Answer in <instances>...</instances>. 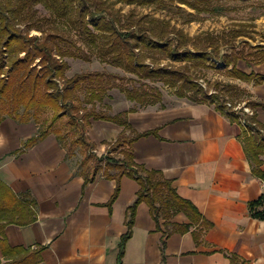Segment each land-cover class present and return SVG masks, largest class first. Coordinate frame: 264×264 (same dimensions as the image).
<instances>
[{"label": "trees", "instance_id": "1", "mask_svg": "<svg viewBox=\"0 0 264 264\" xmlns=\"http://www.w3.org/2000/svg\"><path fill=\"white\" fill-rule=\"evenodd\" d=\"M233 0H0V123L5 117L23 122L34 120L38 126L35 137L25 142L31 146L38 140L54 134L68 156L80 148L83 158L80 175L85 183L93 181L101 172L116 182L114 201L120 191L123 177L135 180L139 191L128 209L127 226L131 231L137 206L145 202L156 223V231L165 240L173 233H185L191 226L208 230L210 224L202 220L198 210L180 197L172 183L159 172L149 171L135 161L133 144L150 133L131 130L124 111L109 114L94 109L113 89L140 107L161 101V91L153 84L160 82L174 89L180 98L193 103H205L242 127L240 141L254 175L264 181V123L256 109L264 102L247 101L252 115L236 113L227 107L226 94L234 90L227 85L214 94L204 91L190 71L192 66H207L221 60L232 77L241 81L264 83V74H247L235 66L240 60L247 65L264 63V45L251 47L250 58L231 54L220 56L221 37L204 33L191 37L172 25L171 20L156 16H137L135 12L122 14L119 3L155 10H172L174 3L185 5L196 15H220L235 9ZM45 13H42L41 9ZM177 10H181L178 7ZM31 31L40 35H31ZM233 37L247 36L243 28L232 30ZM232 37V38H233ZM155 54L173 57L180 65L158 63ZM92 56L122 69L131 76L100 71L77 73L67 78V59L89 62ZM133 83L131 87L122 82ZM83 92L84 96L80 93ZM90 106V108L88 107ZM108 121L124 128L110 145L105 155L98 156L95 145L87 135L90 122ZM127 131H130L127 134ZM32 202L25 203L0 181V235L8 224L27 225L34 221ZM184 213L191 223L172 222L178 213ZM252 218L264 221V193L249 203ZM201 222V223H200ZM129 234L125 237L127 238ZM165 241L162 242L164 247ZM3 253L5 242L1 244ZM123 246L121 247V253ZM35 254L21 255L15 264L32 260Z\"/></svg>", "mask_w": 264, "mask_h": 264}, {"label": "crops", "instance_id": "2", "mask_svg": "<svg viewBox=\"0 0 264 264\" xmlns=\"http://www.w3.org/2000/svg\"><path fill=\"white\" fill-rule=\"evenodd\" d=\"M252 94V101L264 102V83L254 85ZM121 102L125 108L107 105L112 115L130 111L133 103L125 97ZM256 115L264 123V107ZM127 119L135 133H150L133 144L135 161L170 181L210 228L194 225L164 240L142 202L129 232L128 209L140 188L135 180L123 177L112 201L114 180L101 172L85 183L76 154L68 156L54 134L25 146L38 133L34 120L5 117L0 181L25 203L32 202L35 219L5 226L0 264H15L26 253L35 256L22 264H264V221L249 212V203L264 193V181L252 172L240 141L242 127L213 105L184 100L138 107ZM123 131L115 123L92 120L87 135L102 156ZM172 222L191 223L182 212Z\"/></svg>", "mask_w": 264, "mask_h": 264}, {"label": "rangeland", "instance_id": "3", "mask_svg": "<svg viewBox=\"0 0 264 264\" xmlns=\"http://www.w3.org/2000/svg\"><path fill=\"white\" fill-rule=\"evenodd\" d=\"M231 5L235 6V9L229 11L226 14L210 15L202 14L201 16L196 15L195 11L185 5L174 3L172 10H155L152 7H139L135 5H128L119 3L115 7L121 8L122 14H128L130 11L135 12L137 16L150 15L160 18H167L171 20L173 26L177 29L183 30L186 34L191 37H195L204 33H211L221 37L220 40V56H227L236 54L243 57L250 58L255 56L251 47L257 45H264V0H233L230 2ZM178 7L181 10H177ZM41 9V8H40ZM42 13H45L41 9ZM243 28V33L247 36L233 37L232 30H238ZM31 35H40L39 32L31 31ZM233 37V38H232ZM155 61L158 63H172L180 65L183 62L174 60L173 57H168L162 54H155ZM69 69L66 73L67 78L72 77L77 73H88V72H105L111 74H117L121 76H131L126 74L122 69L113 65L100 61L96 56H92L89 62L79 59H67ZM212 62H208L207 66H192L190 68L191 73L197 81V84L206 92L214 94L217 91L215 85L218 88H225L227 85L234 86V90L226 94V100L228 101L227 107L236 113H244L243 107L247 106V101L252 100L254 89L253 81H241L235 79L229 74V71L234 68L233 64L228 66L225 65L221 60H215L214 66H211ZM242 72L250 74L252 72L257 74H264V63L247 65L244 60L237 62L235 66ZM122 85L131 87L133 83L128 81L122 82ZM158 87L161 91V101L155 105L147 106H160L175 101L184 100L190 101L187 98H180L175 94V90L171 89L160 82L153 84ZM114 96L112 100L106 95L104 101L98 103L94 109L97 111H104L112 114L111 110L107 107L108 104H114L118 109L125 108L127 104L121 102L124 99V94L118 89H113ZM110 91V92H111ZM84 96V93H80ZM114 99V100H113ZM191 102V101H190ZM123 103V104H122ZM105 104V105H104ZM132 108H143L138 104L134 103L128 105ZM144 106V107H147ZM90 108V106H88ZM250 109V107H248ZM76 154L75 160L77 165L80 167V162L83 158L80 148L76 147L74 150Z\"/></svg>", "mask_w": 264, "mask_h": 264}, {"label": "built area", "instance_id": "4", "mask_svg": "<svg viewBox=\"0 0 264 264\" xmlns=\"http://www.w3.org/2000/svg\"><path fill=\"white\" fill-rule=\"evenodd\" d=\"M243 112L246 113V114H249V115H252V111L248 108V107H243Z\"/></svg>", "mask_w": 264, "mask_h": 264}]
</instances>
